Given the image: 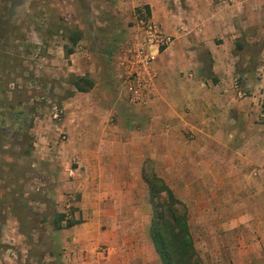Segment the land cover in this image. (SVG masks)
Instances as JSON below:
<instances>
[{"label":"crops","instance_id":"0c3cea01","mask_svg":"<svg viewBox=\"0 0 264 264\" xmlns=\"http://www.w3.org/2000/svg\"><path fill=\"white\" fill-rule=\"evenodd\" d=\"M175 1L126 2L124 33L127 23H134L133 10L143 6L148 18L174 37L167 48L151 50L142 100L132 99L136 86L124 74L122 55L114 60V90L96 83L64 102L59 130L69 138L56 151L62 168L53 167V198L56 212L69 210L66 217L77 223L53 231V264H160L149 239L151 205L143 179L145 162L155 155L175 162L166 168L168 176L189 180L181 184L184 191L210 194L203 207L211 210L214 227L210 264H264V125L256 122L255 98L240 99L232 88L233 17L227 11L222 16L209 0H195L189 24L180 25L179 12L171 10ZM241 1L249 19L255 0ZM130 30L125 50L136 35L135 27ZM251 45L262 50L264 41ZM72 56L63 57L66 67ZM256 59L264 60V53ZM49 62L57 65L58 55ZM87 66L78 76L92 79ZM54 147H48L53 162ZM164 181L179 192L177 181Z\"/></svg>","mask_w":264,"mask_h":264},{"label":"rangeland","instance_id":"374dc122","mask_svg":"<svg viewBox=\"0 0 264 264\" xmlns=\"http://www.w3.org/2000/svg\"><path fill=\"white\" fill-rule=\"evenodd\" d=\"M209 1L222 16L227 11L233 17L236 37L232 39L235 42L232 88L240 99L255 98L256 122L264 125V60L256 59L264 48L248 47L260 38L264 41V12H260L259 6L264 5V0L249 3L254 10L249 15L250 30L248 16L243 12L248 7L246 2ZM126 2L0 0V264L53 262L49 258L50 250L55 248L51 242L54 238L51 222L57 209L52 172L57 166L62 168L59 158L55 162L59 156L56 151L69 138L61 133L59 123L65 113L64 102L78 93L70 85V76L87 73L90 65L93 84L104 82L106 87L115 89L114 60L122 57V46L129 40L130 29L136 28L139 18L147 16L143 6L141 11L133 10L134 23L129 21L124 33L120 21L129 16ZM175 2L172 12H179L176 15L180 25H188L187 13L196 12V1ZM74 36H78V41L72 44L68 38ZM68 49L73 51L68 62L70 68L63 61ZM56 55L59 63L52 66L50 57ZM70 69L74 71L69 72ZM53 105L62 111L60 120L51 116ZM52 146L54 162L49 161L48 147ZM233 161L239 163L237 156ZM172 163L175 162H165L155 155L145 162L144 168L164 180L178 182L173 184L179 192L173 194L182 204L180 209L186 211L194 249L202 264H210L214 227L210 223L211 210L203 208L209 203L210 194L184 191L181 184L189 180L168 176L166 168ZM58 181L64 180L59 177Z\"/></svg>","mask_w":264,"mask_h":264},{"label":"trees","instance_id":"16d2710c","mask_svg":"<svg viewBox=\"0 0 264 264\" xmlns=\"http://www.w3.org/2000/svg\"><path fill=\"white\" fill-rule=\"evenodd\" d=\"M144 11L148 17V8L145 7ZM68 39L72 44H75L78 41V36ZM71 53H73L72 49L66 50L67 55ZM70 85L76 92L84 93L92 89L93 81L88 75H72L70 76ZM12 120H17V118ZM143 179L148 188L151 205L148 234L159 263L202 264L194 249L186 211L183 208L180 209L181 202L175 198L165 181L153 171L143 168ZM54 215L51 222L53 231L68 228L77 223L68 219L63 213L56 212Z\"/></svg>","mask_w":264,"mask_h":264},{"label":"built area","instance_id":"2783aa9c","mask_svg":"<svg viewBox=\"0 0 264 264\" xmlns=\"http://www.w3.org/2000/svg\"><path fill=\"white\" fill-rule=\"evenodd\" d=\"M136 35L130 46L124 49L123 61L124 74L131 81V85L136 86L131 90L134 101L142 100V91L148 85L150 78L151 50L159 52L167 48L171 42V36L165 34L147 16H142L136 22ZM122 58V57H121ZM143 88V89H142ZM142 90V91H141ZM61 109L56 105L51 108L53 119L60 120Z\"/></svg>","mask_w":264,"mask_h":264}]
</instances>
